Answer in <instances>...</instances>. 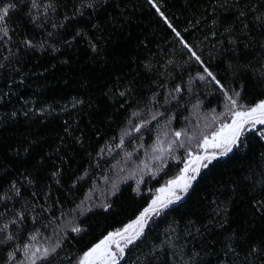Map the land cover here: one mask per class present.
<instances>
[{
  "label": "trees",
  "instance_id": "trees-1",
  "mask_svg": "<svg viewBox=\"0 0 264 264\" xmlns=\"http://www.w3.org/2000/svg\"><path fill=\"white\" fill-rule=\"evenodd\" d=\"M34 2L0 0V264H78L264 101V0ZM245 126L117 264H264V125Z\"/></svg>",
  "mask_w": 264,
  "mask_h": 264
},
{
  "label": "snow or ice",
  "instance_id": "snow-or-ice-1",
  "mask_svg": "<svg viewBox=\"0 0 264 264\" xmlns=\"http://www.w3.org/2000/svg\"><path fill=\"white\" fill-rule=\"evenodd\" d=\"M155 7V5H153ZM33 7H35V2L33 0ZM15 8V4H8L7 6L0 7V21H5V19L9 16V12L11 9ZM159 11V9H157ZM169 27H172L169 25ZM0 31L3 32L5 36L8 35V30L6 27L0 28ZM173 31L175 32V29L173 28ZM177 37H180L179 33H176ZM181 42L183 43V40L181 39ZM184 46L187 48L189 47L187 43L184 44ZM189 51H191V48H189ZM193 56H195V53H193ZM197 60H199V57H196ZM205 72H207V75L209 77H212L213 80H215V77L213 74L208 71V69L205 68ZM200 79H204L203 76L199 77ZM217 84L219 82L217 81ZM221 87H223L221 85ZM227 95V93H226ZM238 95V94H237ZM233 104H236V100H232ZM234 117H239L240 119L238 121L234 120L232 125H225V128L229 129L228 134H223V130L221 132H218L215 134V137L217 138L213 144L214 147L223 149L221 152V155H226L228 152L232 151V146L237 144L239 140V135L244 128L245 124H251V125H264V101L257 104L255 107H251L247 109L246 111H239L234 113ZM177 136L180 134L177 133ZM208 141L205 140V144H207ZM197 161H201L204 159H207V157H195ZM206 166V165H205ZM188 169L185 168L183 170L182 176L177 181H172L173 185H175V188L171 190L170 195L165 199L160 201V208H156L158 201L153 200L152 207L145 209L144 212L140 214V216L137 218V220L133 223L128 225L124 230L123 233H116V235H123L129 231V229L136 228L135 233L133 236H128L126 239V242H132L133 238H138L139 235L142 233L143 228L145 226V221L148 218V213L153 211L154 209L156 211L162 210V208H166L169 203L173 202V197L176 201H179L182 199V197L178 194L179 192H185L187 193V190L192 186L191 182L194 181L199 174V169H194V174L189 176L187 175ZM161 191H165V189H161ZM74 231H78V229H73ZM111 237L106 238L104 241H101L100 244H97L90 252H87L85 254V259L83 261V264H117L116 259V252H113L109 249L108 242ZM8 239H12V237H8ZM117 248H119V244H117ZM120 253H123V248H119ZM256 249L253 248V252H255ZM35 254L33 253V256ZM47 258V250H45V255L41 257V259ZM33 264H35V261H33Z\"/></svg>",
  "mask_w": 264,
  "mask_h": 264
},
{
  "label": "rangeland",
  "instance_id": "rangeland-1",
  "mask_svg": "<svg viewBox=\"0 0 264 264\" xmlns=\"http://www.w3.org/2000/svg\"><path fill=\"white\" fill-rule=\"evenodd\" d=\"M238 117H234L233 118V120L231 121V122H234V120H236V121H238L239 119H237ZM254 126H256V125H251V124H247L246 126H245V130L247 129V130H249L250 128L252 129V128H254ZM227 129V128H226ZM242 131H243V129H242ZM212 140H214V136H213V139ZM211 150H213V152H210V153H213V154H221V152L223 151V149H216V151H215V149H211ZM205 153L206 152H202L201 154H200V157L201 156H203V155H205ZM207 154H208V152H207ZM207 161H209V159H207ZM198 167H197V165L195 164V165H193L192 167H191V169H189L188 170V172H187V175H189V176H191V175H193L194 174V169H197ZM172 182V181H171ZM193 183V181L191 182V184ZM175 188V185H173L172 183H167L165 186H163V187H161L160 189H158L157 190V192H156V194H155V196H154V198H153V200H157L158 201V203H157V205L155 206L156 208L157 207H159V206H161L160 205V201L161 200H165L169 195H170V192H171V190L172 189H174ZM161 189H165V191H161ZM188 191V190H187ZM185 192H179L178 191V194L182 197V196H184L183 194H184ZM186 194V193H185ZM153 200L151 201V206L150 207H152L153 205H152V202H153ZM173 201H175V198L173 197ZM134 230H136V228L134 227V228H132V229H129V231L127 232V233H129L130 235H133V231ZM128 235V234H127ZM120 237V235L118 236V237H115V236H112L111 238H110V240H109V242H108V246H109V249L111 250V251H113V252H116V254H117V256H116V259L118 260L119 258H120V255H121V253H120V251H119V248H117V244L119 243L118 242V238ZM84 259H85V257L84 258H81L80 259V261H79V263L78 264H83V261H84Z\"/></svg>",
  "mask_w": 264,
  "mask_h": 264
},
{
  "label": "water",
  "instance_id": "water-1",
  "mask_svg": "<svg viewBox=\"0 0 264 264\" xmlns=\"http://www.w3.org/2000/svg\"><path fill=\"white\" fill-rule=\"evenodd\" d=\"M260 125H257V126H255L254 128H252V129H250V131H254V130H256L258 127H259ZM228 132H229V129H227V130H224L223 131V134H228ZM241 133H242V131H241ZM241 133H240V135H241ZM239 135V136H240ZM217 138L216 137H214V140H209L208 141V147L210 148V149H214V148H216V147H214L213 146V144H214V142H215V140H216ZM216 149H218V148H216ZM229 153V152H228ZM227 153V154H228ZM226 154V155H227ZM226 155H215V154H207V155H204V156H202V157H225ZM205 160V159H204ZM204 160H201V161H197L196 159H195V157L182 169V171H181V175L183 174V170L185 169V168H187L188 170L193 166V165H197V167H198V169H199V172H200V169H201V166H202V163H203V161ZM198 176V175H197ZM196 180V179H195ZM195 180L193 181V183H192V186H193V184L195 183ZM191 186V187H192ZM191 187L188 189V191H187V193L190 191V189H191ZM186 193V194H187ZM184 196H182V198H183ZM119 233H123V231H121V232H119ZM112 236H115V237H118L119 235H116V234H113V235H109V236H107V237H105V238H103L101 241H104L106 238H108V237H112ZM101 241L98 243V244H100L101 243ZM96 246V245H95ZM94 246V247H95ZM93 247V248H94ZM92 248V249H93ZM92 249H90V251L92 250ZM90 251H88V252H90Z\"/></svg>",
  "mask_w": 264,
  "mask_h": 264
}]
</instances>
